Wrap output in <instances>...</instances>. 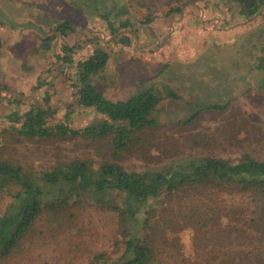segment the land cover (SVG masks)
Wrapping results in <instances>:
<instances>
[{"label": "rangeland", "instance_id": "374dc122", "mask_svg": "<svg viewBox=\"0 0 264 264\" xmlns=\"http://www.w3.org/2000/svg\"><path fill=\"white\" fill-rule=\"evenodd\" d=\"M166 2L0 0V128L9 125L3 117L13 111L23 114L32 104L42 105L46 95L48 106L56 112L50 126L66 123L71 129H82L103 120L93 109L78 105L73 88L76 64L92 58L100 48L108 60L94 82L106 99L126 101L153 89L161 100L150 115L157 128L136 134L140 142L119 161L122 166L138 172L162 171L204 156L232 161L248 156L264 161V69H256L257 63L264 61V6L247 18L241 15L244 7L232 0H169L170 6L181 9L192 4L214 6L208 19H219L217 28L214 26L217 33L209 27L199 38L192 35L193 41H184L185 49L179 51L174 38L163 51L143 44L136 52L131 48L122 51V45H129L120 43L119 39L125 38L120 35L128 29L138 33L143 25L162 19L164 16L152 13ZM104 16H108L106 21ZM60 23L71 27L64 37L55 30ZM90 29L101 32L103 40L89 33ZM39 79L43 82L40 87ZM215 105L226 108L207 111L184 124L199 109ZM99 147L103 145L87 141L59 149L50 141L27 143L0 148V160L32 171L73 159L91 163L111 160ZM57 191L52 188L51 202L57 199ZM220 195L211 197L210 202L183 192L179 194L185 197L181 202L162 197L161 205L152 204L148 219L152 228L143 235L155 254L151 264H264V217L261 214L258 219V209L248 196ZM7 203L0 194L1 210ZM218 203L224 213L229 209L220 220ZM241 206L248 208L242 215L247 223L251 211H257L251 226L233 218L230 208ZM191 208L198 210L192 220ZM57 211L59 217L50 213L37 223L18 257L12 255L9 263L1 258L0 264H98L95 257L114 261L121 254L115 247L123 238L116 216L89 194ZM53 218H58L60 225L65 223L60 235L45 233ZM207 220L213 221L206 224ZM166 221L171 231L160 235V226ZM53 225L56 229V223Z\"/></svg>", "mask_w": 264, "mask_h": 264}, {"label": "trees", "instance_id": "16d2710c", "mask_svg": "<svg viewBox=\"0 0 264 264\" xmlns=\"http://www.w3.org/2000/svg\"><path fill=\"white\" fill-rule=\"evenodd\" d=\"M232 1L244 7L245 13L243 11L241 15L247 18L258 13L264 6V0ZM107 17L102 18L106 21ZM55 30L64 37L65 31L71 32V27L68 23H60ZM119 41L128 44L126 38ZM64 48L66 51L69 49ZM107 60V53L99 48L92 58L78 62L77 83L73 86L78 105L85 109H93L104 118L103 120L82 129H71L66 123L50 126L49 122L55 117L56 112L48 106V95L43 99L42 105L32 104L23 114L13 111L1 119L9 124L0 128L1 149L12 145L48 141L57 143L59 149L69 143L87 141L92 145H103L99 147L100 153L105 152L104 156H109L111 160L91 163L73 159L57 162L56 165L39 171L0 160V194L8 199L3 210L0 206V260L5 258L9 263L12 255L18 257L19 253L23 252L25 241H28L32 230L42 218L50 213L52 217H59L60 213L57 210L68 207L70 201H80L87 194L96 204L112 212L122 228V241L115 243L121 254L114 261L95 257V260H99L98 264L153 262L155 254L144 241L143 235L152 228L148 221L152 204L161 205L162 197H166L169 202L174 198L181 202L185 197H179V194L190 192L191 197H204L211 202V197L220 198L223 192L228 195L238 193L243 197L248 196L250 202L256 205L258 219L261 214L264 217V161L248 156H243L238 161L204 156L186 165L170 166L162 171L138 172L122 166L119 161L128 156L140 142L136 134L148 128H157V123L150 115L161 100L153 89L138 92L126 101L113 102L106 99L95 85L94 78L103 71ZM256 69L263 70L264 61L258 62ZM37 83L39 87L43 84L40 79ZM14 104L20 105L16 101ZM225 108V105H215L199 109L192 115L190 121L184 124L193 122L207 111L221 112ZM241 137L244 138L243 135ZM52 188L58 189L55 202H51ZM220 204L218 203L216 207L218 220L223 214H229V209L224 213V208H218ZM246 205L250 206L249 203ZM158 206L154 208L158 209ZM247 206L235 210L230 208V211L234 212L233 218L238 223L243 219V210H248ZM190 211L192 220L198 210L191 208ZM251 214L249 223L243 219V225L251 226L255 223L257 211L252 210ZM57 219H52L50 227L48 222L44 223V226L47 224L46 228L49 227L45 232L47 235L50 233L60 235L63 232L65 223L60 225ZM211 221L213 220H207L206 224ZM55 223L56 229L53 225ZM160 230V235L171 231L167 221L162 222ZM238 232L240 231H236V234H239Z\"/></svg>", "mask_w": 264, "mask_h": 264}, {"label": "crops", "instance_id": "0c3cea01", "mask_svg": "<svg viewBox=\"0 0 264 264\" xmlns=\"http://www.w3.org/2000/svg\"><path fill=\"white\" fill-rule=\"evenodd\" d=\"M168 3L169 0H167L166 3H162L159 10H155L152 13L155 16H164L162 19L157 21L154 20L153 23L148 26L143 25V29L138 33L135 30L128 29L125 33L123 32V34L120 35V37L125 36L129 45H122V51L131 48L132 51L136 52L141 48L140 46L142 44V47L150 49L155 48L156 51H163L167 47L168 41L172 38L175 40L174 46L179 51V49H185L183 45L184 41H188V43L189 41L190 43L193 41L191 40L193 38L192 35L198 36L199 38L201 33H204V30H208L209 27L212 32H216L215 27L217 28L219 19H208L209 14L215 9L214 6L210 7L202 4H192L188 6L189 8L184 5V8L181 9V6H170L171 4ZM171 3H173V0H171ZM172 9L175 11L173 12ZM259 12H261V10ZM245 22V19H243L242 24H245ZM176 28H179L178 33L176 32ZM89 33L98 35L101 40H103L101 32L91 30Z\"/></svg>", "mask_w": 264, "mask_h": 264}]
</instances>
